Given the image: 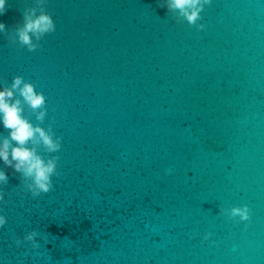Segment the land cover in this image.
Listing matches in <instances>:
<instances>
[{
    "label": "water",
    "instance_id": "95a60500",
    "mask_svg": "<svg viewBox=\"0 0 264 264\" xmlns=\"http://www.w3.org/2000/svg\"><path fill=\"white\" fill-rule=\"evenodd\" d=\"M31 3L7 0L0 21ZM48 11L34 52L0 33V86L21 74L44 92L61 174L33 198L0 161V264H264V0H211L200 31L157 0ZM244 203L250 222L218 214ZM32 229L48 240L18 248Z\"/></svg>",
    "mask_w": 264,
    "mask_h": 264
},
{
    "label": "clouds",
    "instance_id": "9594fccd",
    "mask_svg": "<svg viewBox=\"0 0 264 264\" xmlns=\"http://www.w3.org/2000/svg\"><path fill=\"white\" fill-rule=\"evenodd\" d=\"M7 0H0V15L6 12ZM49 0H32L30 5L22 8V20L11 29L0 21V33H4L7 42L18 48L34 52L40 48L41 41L56 31L53 15L48 11ZM211 0H157V6L167 9V15L177 24L186 22L189 28L203 30L202 12ZM27 110L28 115H25ZM55 111V108H53ZM48 115L47 97L37 85L21 74L13 76L11 82L3 81L0 86V126L7 134H0V161L5 167L12 168L20 174L21 184L18 188L31 194L33 198L49 193L54 188L53 177H59V155L63 137L54 130L55 117L45 126ZM35 118V122L30 117ZM171 169H166L169 174ZM8 183L4 168H0V185ZM5 190L0 187V202L4 200ZM219 215L240 222H250L251 208L247 203L219 208ZM6 224V216L0 214V229ZM248 226L245 223V228ZM211 232H205L203 239L209 240ZM37 236L48 240V234L36 229L28 231L22 238L14 233L12 239L19 248L24 242H30L32 249L41 245ZM213 244L218 241H212ZM27 255V253H25ZM23 264V258H18Z\"/></svg>",
    "mask_w": 264,
    "mask_h": 264
}]
</instances>
